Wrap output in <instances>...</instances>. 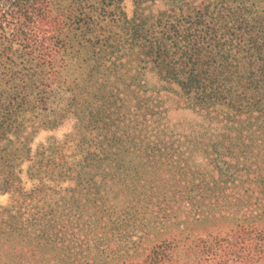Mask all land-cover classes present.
<instances>
[{
    "label": "trees",
    "instance_id": "obj_1",
    "mask_svg": "<svg viewBox=\"0 0 264 264\" xmlns=\"http://www.w3.org/2000/svg\"><path fill=\"white\" fill-rule=\"evenodd\" d=\"M123 1L0 0V264H264V0Z\"/></svg>",
    "mask_w": 264,
    "mask_h": 264
},
{
    "label": "rangeland",
    "instance_id": "obj_2",
    "mask_svg": "<svg viewBox=\"0 0 264 264\" xmlns=\"http://www.w3.org/2000/svg\"><path fill=\"white\" fill-rule=\"evenodd\" d=\"M126 14L130 17L133 14L134 3L133 0H124L122 3ZM145 79L149 86H159L166 84L151 68L146 69ZM177 88V86L173 85ZM169 116L174 123H194L201 121L195 113L189 109H174L171 105ZM74 118L68 116L59 125L50 127L43 126L38 128L32 135L31 149L33 152L41 145L47 142L51 138L62 139L67 133L73 128ZM28 162H23L21 165V178L24 182V186L28 189L32 186L31 181L27 175ZM63 186L70 185L68 181L62 182ZM9 195L7 193H0V204H5L8 200Z\"/></svg>",
    "mask_w": 264,
    "mask_h": 264
}]
</instances>
